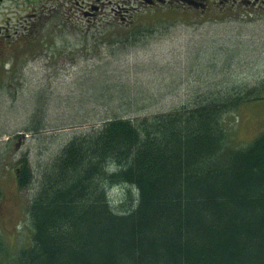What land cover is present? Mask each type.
Instances as JSON below:
<instances>
[{"label":"trees","instance_id":"obj_1","mask_svg":"<svg viewBox=\"0 0 264 264\" xmlns=\"http://www.w3.org/2000/svg\"><path fill=\"white\" fill-rule=\"evenodd\" d=\"M230 59L210 66L216 83L168 111L135 115L138 100L128 102L136 113L67 140L34 176L29 245L9 255L0 232L6 263L264 264V130L242 146L223 125L264 98V80L228 81ZM32 116L26 131L41 128ZM20 162L21 190L32 175ZM124 184L136 196L111 204L107 192Z\"/></svg>","mask_w":264,"mask_h":264},{"label":"rangeland","instance_id":"obj_2","mask_svg":"<svg viewBox=\"0 0 264 264\" xmlns=\"http://www.w3.org/2000/svg\"><path fill=\"white\" fill-rule=\"evenodd\" d=\"M162 3L35 0L33 35L19 26L23 11L11 1L0 4V23L9 17L11 28L0 42V232L9 255L30 242L25 208L34 176L74 134L107 116L136 113L125 110L128 102L138 100L135 115L168 111L216 83L220 76L209 69L228 57V81L264 80L263 7L224 14ZM80 4L95 8L90 21ZM11 55L15 66L5 69ZM38 112L41 128L26 131ZM223 125L234 145L251 142L264 130V98L240 105ZM22 157L32 183L20 190L14 172ZM130 194L136 196L128 184L107 192L113 205L124 198L130 205ZM6 259L0 254V264Z\"/></svg>","mask_w":264,"mask_h":264},{"label":"flooded vegetation","instance_id":"obj_3","mask_svg":"<svg viewBox=\"0 0 264 264\" xmlns=\"http://www.w3.org/2000/svg\"><path fill=\"white\" fill-rule=\"evenodd\" d=\"M5 1H11L17 10L24 12L22 19L18 18L19 24H20L19 26H21L22 29L26 31L24 33L26 34L28 33L31 35L35 34V31H36L35 19L39 15L37 12L33 10L34 7L32 5L35 0H0V4H3ZM156 1L163 2V4L170 3L173 6L179 5L182 8V10L199 9L204 13H207V12L210 13L212 11H216L217 13L229 14L234 11L237 12L239 8L241 9L243 8L245 10L261 9V7L264 8V0H186V2H182L181 0H174V1L168 0L170 2H165L166 0H155L152 5L156 4ZM219 8H221V10H218ZM80 11L84 16L87 17V21H90L91 20L90 18L96 15L95 8H92L89 11L87 10V6L82 7L81 4H80ZM123 14L124 15H122L121 19L125 18V13ZM88 16L89 17L91 16V17L88 18ZM4 21H5L4 24L0 23V42H3V43L6 41V39H4L5 36H9L10 30H11V28L9 27L10 18L6 17ZM9 60L11 62L7 66L8 68L11 69L15 66L14 65L15 60L12 55Z\"/></svg>","mask_w":264,"mask_h":264},{"label":"water","instance_id":"obj_4","mask_svg":"<svg viewBox=\"0 0 264 264\" xmlns=\"http://www.w3.org/2000/svg\"><path fill=\"white\" fill-rule=\"evenodd\" d=\"M144 1H146V2H148V3H153V0H144ZM19 169H20V167H18L17 170L15 169V172H14V175H15V176L17 175Z\"/></svg>","mask_w":264,"mask_h":264}]
</instances>
